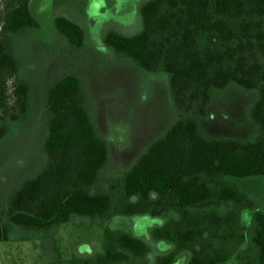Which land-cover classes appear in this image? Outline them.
Here are the masks:
<instances>
[{"label": "trees", "instance_id": "trees-1", "mask_svg": "<svg viewBox=\"0 0 264 264\" xmlns=\"http://www.w3.org/2000/svg\"><path fill=\"white\" fill-rule=\"evenodd\" d=\"M29 3L10 0L0 8V139L32 109L33 87L22 73L14 37L39 27ZM53 23L71 45H84L80 23L62 14ZM207 33H216L220 45L204 44ZM103 41L141 68L167 73L176 119L106 190H94L110 152L94 123L85 79L74 72L52 78L43 110L45 161L8 196L0 213V240L9 238L13 224L42 230L72 214L103 218L174 212L151 230L154 238L174 247L154 264H172L181 250L191 253L188 264H214L230 254L206 249L239 247L246 241L235 264H264V211L223 178L264 175V0H147L139 31L109 29ZM232 83L257 91L247 113L258 132L252 139L205 137L196 116H206L213 95ZM131 196L137 199L131 201ZM212 197L230 200L233 206L225 212L190 208ZM245 207L252 210L248 231L238 223ZM148 249L142 238L107 227L103 251L94 260L81 261L112 264L145 255Z\"/></svg>", "mask_w": 264, "mask_h": 264}, {"label": "rangeland", "instance_id": "rangeland-1", "mask_svg": "<svg viewBox=\"0 0 264 264\" xmlns=\"http://www.w3.org/2000/svg\"><path fill=\"white\" fill-rule=\"evenodd\" d=\"M132 1L135 0H121L120 3L118 0H30L29 7L39 21V27L14 37L22 73L32 83V109L25 121L11 123L8 134L0 139V213L4 214L10 193L45 161L43 110L47 84L52 78L74 72L85 79L88 95L93 101L94 123L98 131L102 129L110 146V160L101 171L94 190H106L128 169L125 152L129 148L136 151L142 147L143 151L176 119L177 110L167 73L143 69L128 56L117 55L103 41L109 29L124 33L140 30L141 22L131 17ZM9 2L0 0V8L7 7ZM57 14L66 15L84 27L83 46L71 45L56 30L53 18ZM202 42L220 45L216 33L204 34ZM256 95L255 89L229 84L217 93L209 116H196L199 126L202 125L211 136L254 138L258 127L249 118L247 108ZM223 178L246 192L256 207L264 211V175L226 174ZM224 201L228 200L212 197L191 208L229 210L233 205L229 202L232 206L227 209ZM172 214L176 215L170 212L160 216L161 221H166ZM251 216L250 208L241 210L238 223L245 231L251 226ZM158 221L144 213H114L103 218L72 214L68 221L42 230H28L13 224L9 238L0 240V264H82L81 260L94 259L102 252L107 227L144 237L149 245L145 255H134L126 262L114 264L154 263L158 257L174 250L169 241H158L149 236L151 227ZM246 243L239 247L222 244L206 251L219 248L227 255L235 256ZM177 253L173 263L186 264L191 254L182 250ZM235 260L237 258L233 257L222 264H234Z\"/></svg>", "mask_w": 264, "mask_h": 264}, {"label": "flooded vegetation", "instance_id": "flooded-vegetation-1", "mask_svg": "<svg viewBox=\"0 0 264 264\" xmlns=\"http://www.w3.org/2000/svg\"><path fill=\"white\" fill-rule=\"evenodd\" d=\"M92 2H94L95 0H91ZM120 1L121 0H118V3H120ZM147 0H135V1H132V6H133V4H134V6H133V8L130 10V13H131V17H132V19H135L136 21H138L139 23L141 22V6H142V4L144 3V2H146ZM136 3V4H135ZM129 19V17L127 16V18H126V20H128ZM77 22V21H76ZM83 27V26H82ZM84 28V27H83ZM114 29V28H113ZM115 30H118V29H115ZM119 31V30H118ZM85 32V31H84ZM121 32V31H120ZM135 33V32H134ZM134 33H127V34H134ZM162 136V135H161ZM150 144V143H149ZM148 144V145H149ZM147 145V146H148ZM146 146V147H147ZM146 149V148H145ZM144 149V150H145ZM143 150V151H144ZM142 151V152H143ZM136 160V159H135ZM134 160V161H135ZM134 163V162H133ZM132 166V165H131ZM151 195H152V197L154 198L156 195H155V193H151ZM131 198V201H135L136 199H137V196H131L130 197ZM228 201H230V200H228ZM231 203H232V201H230ZM196 204V203H195ZM193 205V204H192ZM191 205V206H192ZM232 205H233V203H232ZM191 206H190V208H191ZM137 214V213H136ZM138 214H140V213H138ZM78 215H80V214H78ZM123 215V214H122ZM126 215V214H125ZM132 215V214H131ZM135 215V214H134ZM144 215H148V216H150V217H152V218H157L159 221H158V223H155L152 227H151V229L150 230H152V228L154 227V226H156V225H158V224H161V217L160 216H152V215H149V214H144ZM85 216H88V215H85ZM90 217V216H89ZM96 217H98V216H96ZM92 218V217H91ZM164 220V219H163ZM131 234H133V233H131ZM134 235H136V234H134ZM137 236V235H136ZM149 236H151V238H153V239H155V240H164V239H157V238H154L153 237V235H152V233H151V231H150V233H149ZM138 237H140V238H142L147 244H148V241L144 238V237H141V236H138ZM166 241V240H165ZM172 245V244H171ZM149 246V245H148ZM149 250V249H148ZM102 251H103V247H102ZM182 251H188V250H182ZM148 252V251H147ZM146 252V253H147ZM189 252V251H188ZM100 253V252H99ZM190 253V252H189ZM178 254V253H177ZM191 254V253H190ZM132 256H134V255H132ZM136 256H138V255H136ZM141 256V255H140ZM143 256V255H142ZM177 256V255H176ZM175 256V257H176ZM96 257V256H95ZM175 257H174V259H175ZM190 257H191V255L188 257V260H187V263L186 264H188V261H189V259H190ZM235 258V256H230L229 255V257L226 259V260H224V261H220V262H216V263H214V264H222V263H225L227 260H230L231 258ZM95 259V258H94ZM93 259V260H94ZM128 260V259H127ZM127 260H121V261H127ZM157 260V259H156ZM121 261H116V262H113L112 264H114V263H117V262H121ZM174 261V260H173ZM156 262V261H155ZM154 262V263H155ZM235 262H236V260H235ZM154 263H149V264H154ZM173 263V262H172ZM83 264V263H82ZM141 264H143V263H141ZM174 264V263H173ZM235 264V263H234Z\"/></svg>", "mask_w": 264, "mask_h": 264}, {"label": "crops", "instance_id": "crops-1", "mask_svg": "<svg viewBox=\"0 0 264 264\" xmlns=\"http://www.w3.org/2000/svg\"><path fill=\"white\" fill-rule=\"evenodd\" d=\"M118 28V27H117ZM119 30V29H118ZM120 31V30H119ZM122 32V31H121ZM122 33H124V32H122ZM125 34H127V33H125ZM228 86V85H227ZM226 86V87H227ZM225 87V88H226ZM223 90V89H222ZM221 91V90H220ZM220 91H218V92H220ZM218 92H216L214 95H213V97H212V99H211V102L207 105V115L206 116H209L210 114H211V110H210V108H211V106H212V103H213V100L216 98V96H217V93ZM94 107V106H93ZM201 125V124H200ZM100 128V127H99ZM201 131H202V129H203V135H205V137H224V136H211V135H209L208 133H206V131L204 130V128H202V125H201ZM106 130V129H105ZM99 131H100V134L102 135V137H104V135L102 134V129L100 128L99 129ZM110 136H112V134H109ZM107 139H108V142H109V140H111V139H109V136L107 137ZM110 147V146H109ZM131 147V146H130ZM146 148V147H145ZM110 149V148H109ZM131 149H132V147H131ZM130 148H129V151L128 152H125V154H127L126 156L127 157H125V160H126V162H127V167H128V169L131 167V165L133 164V162H134V160L136 159V157H138L141 153H142V147H140L138 150H136V151H134V150H131ZM144 150V149H143ZM224 202H226V204L228 205V207H227V209L228 208H230L232 205H230V201H224ZM230 202V203H229ZM225 204V205H226ZM232 204V203H231ZM230 205V206H229ZM193 209V208H192ZM220 211H222V212H225L226 211V209L224 210V209H219ZM240 215H241V213H240Z\"/></svg>", "mask_w": 264, "mask_h": 264}]
</instances>
